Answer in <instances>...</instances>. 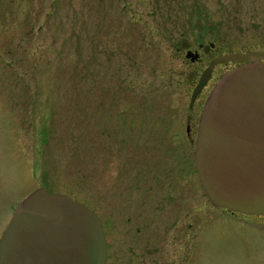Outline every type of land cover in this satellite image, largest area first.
<instances>
[{
	"label": "rangeland",
	"instance_id": "1",
	"mask_svg": "<svg viewBox=\"0 0 264 264\" xmlns=\"http://www.w3.org/2000/svg\"><path fill=\"white\" fill-rule=\"evenodd\" d=\"M175 1L173 14L204 42L264 45V0ZM156 2L0 0V30L13 26L0 31V46L10 41L0 49V218L44 184L113 218L117 203L127 212L133 188L161 177L168 224L200 226L175 252L186 251L184 264H264V215L214 210L195 181L185 126L204 65L196 75L184 62L176 47L196 39L167 36ZM150 173L151 182L135 178Z\"/></svg>",
	"mask_w": 264,
	"mask_h": 264
},
{
	"label": "water",
	"instance_id": "2",
	"mask_svg": "<svg viewBox=\"0 0 264 264\" xmlns=\"http://www.w3.org/2000/svg\"><path fill=\"white\" fill-rule=\"evenodd\" d=\"M187 56H189L187 54ZM237 63L209 92L200 112L195 167L213 204L264 215V50L212 58L190 106L217 64ZM97 214L72 197L38 187L24 196L0 235V264H105Z\"/></svg>",
	"mask_w": 264,
	"mask_h": 264
},
{
	"label": "flooded vegetation",
	"instance_id": "3",
	"mask_svg": "<svg viewBox=\"0 0 264 264\" xmlns=\"http://www.w3.org/2000/svg\"><path fill=\"white\" fill-rule=\"evenodd\" d=\"M7 5L8 4L6 3L0 5V7H3L2 10L0 11V18L5 17L4 13H6L7 10L4 8H6ZM156 5L162 7V11L159 12L164 14V18L162 17V19H164V33H166V30H168L167 31L168 34H166L167 36H174L178 33L179 38L184 37V39H189V38L196 39V41H193V44H189V45L183 44L180 45L179 47H176L179 53L184 54V59H183L184 62L187 65L193 66L194 68L193 71L195 73L196 71L198 72V69H200L203 65H204L203 67L204 69L212 60V58L226 52H231V50L229 49L225 50L223 46H220L216 42L213 41L204 42L203 40H201L203 36L206 35V33L204 32L201 33L199 27L196 30H191V27L185 26V22L189 20L187 18H184L183 14L181 13L173 14L176 12L175 7L178 6L175 0H157ZM178 15H182V18H178ZM156 16L161 18L160 14H156ZM186 17H188V15ZM168 23L171 24V28H168ZM12 29L13 26H9L4 31L2 30L0 31L1 34H5ZM6 37H8V35ZM9 42L10 41L3 43V46H0V49L2 48L6 50L5 51L6 53H8L10 51L8 47ZM252 49L264 50V45L259 47L245 46L239 50H234V51H248ZM187 54L189 56H187ZM236 65L238 64L234 62H227V63L215 65L212 71V75L208 80L207 84L202 88L201 92L190 106L189 104H190L191 92L194 86L196 85L199 76L197 77L196 82L193 84L191 88V92L189 95V102L187 106L189 113L186 117L185 133L187 138L189 139L190 144L194 145V150H195V141H196L200 112L202 110L203 104L209 92L211 91L213 85L218 79L216 81L214 80L217 77L223 75L226 71H228V69H231ZM219 68L221 70L217 72L216 69ZM197 74L198 73H196V75ZM195 79L196 78L192 79L191 82H193ZM193 166H195V157H194ZM149 171H152V169L150 170L146 168H141L138 170L139 173L149 172ZM151 173L148 175L135 176V178L139 180H145V183L147 181L151 182L154 178L153 175H151ZM194 173H195V181L197 182L198 186L202 188L198 178L196 167H194ZM162 179L164 180V176H162ZM159 185L161 186V177H155L154 185L152 183H149L147 186H143V189L138 187V189L135 190V188H133V191L130 195V203L128 210L124 214L119 213L120 211L118 209L119 203H117L116 205V210L114 212L113 218H111L109 214L99 215L98 212L96 213L101 222V227L105 241V254H106L105 264H169V263L184 264L185 263V261L187 260L185 256L186 251L184 250V253L182 255L175 254V252H178L181 247L185 246V242H187L184 239L185 230L192 229V236H193L192 239H193L195 236H198L200 226L198 224L196 226H192V224H190L186 229H184L183 224H179V225L178 223L168 224L167 220L169 219V215H167V213L169 210L164 211V197L161 198V195H159V192L156 189L158 188L157 186ZM38 187L45 188L51 192L63 193L73 198V195H71L70 192H67L66 190H63L61 188L58 190L56 189L53 190L52 188H50L49 185L46 184ZM35 188L30 190L26 194L22 195L19 201H17L14 206L11 205V216L16 206L21 201V199L24 196H26L28 193L33 191ZM162 191L164 192V190ZM195 191L196 189H194V192ZM103 195L105 196V194ZM204 195L206 196L205 192ZM73 199L78 200L75 198ZM169 200L170 199L167 200L166 206H168ZM207 200L214 210H216V208L218 207L222 209L224 213L232 217L240 218L241 216H248V217L257 216V215H248L241 212L232 211L223 207H219L213 204L209 198ZM172 204L174 206L176 204V201L175 202L173 201ZM10 218H7V216L5 215H2V217L0 218V235L7 226ZM165 220L166 223H164ZM210 231H211L210 229H206L204 230V233L205 232L209 233ZM198 241H200L199 242L200 245L202 240H198ZM210 241H212V239H210ZM167 252H170L171 254H167Z\"/></svg>",
	"mask_w": 264,
	"mask_h": 264
},
{
	"label": "trees",
	"instance_id": "4",
	"mask_svg": "<svg viewBox=\"0 0 264 264\" xmlns=\"http://www.w3.org/2000/svg\"><path fill=\"white\" fill-rule=\"evenodd\" d=\"M73 198L78 199V198H76L75 196H73ZM78 200H80V199H78ZM81 201H82V200H81Z\"/></svg>",
	"mask_w": 264,
	"mask_h": 264
}]
</instances>
